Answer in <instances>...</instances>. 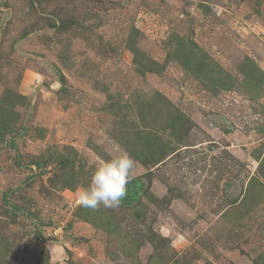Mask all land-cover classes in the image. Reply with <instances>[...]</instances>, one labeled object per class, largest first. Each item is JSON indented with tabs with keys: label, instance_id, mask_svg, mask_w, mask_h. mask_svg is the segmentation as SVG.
Listing matches in <instances>:
<instances>
[{
	"label": "rangeland",
	"instance_id": "374dc122",
	"mask_svg": "<svg viewBox=\"0 0 264 264\" xmlns=\"http://www.w3.org/2000/svg\"><path fill=\"white\" fill-rule=\"evenodd\" d=\"M252 66L264 0H0V264H264ZM121 150V205L81 207Z\"/></svg>",
	"mask_w": 264,
	"mask_h": 264
},
{
	"label": "clouds",
	"instance_id": "9594fccd",
	"mask_svg": "<svg viewBox=\"0 0 264 264\" xmlns=\"http://www.w3.org/2000/svg\"><path fill=\"white\" fill-rule=\"evenodd\" d=\"M136 161L126 152L96 164L87 186H81L77 193L79 205L93 211L117 208L127 195V185L133 179Z\"/></svg>",
	"mask_w": 264,
	"mask_h": 264
},
{
	"label": "trees",
	"instance_id": "16d2710c",
	"mask_svg": "<svg viewBox=\"0 0 264 264\" xmlns=\"http://www.w3.org/2000/svg\"><path fill=\"white\" fill-rule=\"evenodd\" d=\"M52 25L55 26L56 24ZM250 70L252 71L251 76L247 78L246 81L250 79L251 82L253 80L256 84H260V82L264 81V74L258 73L257 69L254 66L250 67ZM220 86H222L224 90H230L233 87L232 83L227 79L223 81L221 80Z\"/></svg>",
	"mask_w": 264,
	"mask_h": 264
}]
</instances>
